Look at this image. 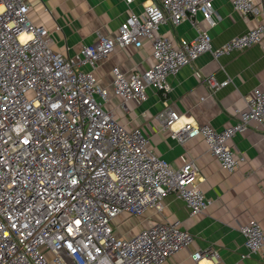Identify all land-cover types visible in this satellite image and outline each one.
Segmentation results:
<instances>
[{"label": "built area", "instance_id": "1", "mask_svg": "<svg viewBox=\"0 0 264 264\" xmlns=\"http://www.w3.org/2000/svg\"><path fill=\"white\" fill-rule=\"evenodd\" d=\"M245 15L261 14L256 0H232ZM27 0H0V264H161L193 241L181 221H157L129 238L113 234L120 216L161 212L169 194L191 216L211 200L201 189L194 158L174 167L149 146L140 126L120 123L106 108L112 94L138 104L154 88L166 99L169 76L210 52L215 58L264 45V21L214 47V0H151L142 13L129 11L114 35L100 34L74 56L51 46L48 29L30 19ZM201 15L205 27H199ZM190 21L192 39L174 42L164 25ZM152 45V66L130 73L112 69L109 86L95 70L117 48ZM208 78L212 91L226 85ZM237 119L221 130L183 120L164 104L156 119L179 142L202 136L221 167L245 161L230 141L253 121L264 124V89L254 88ZM251 254L264 255V229L256 219L240 227ZM47 252L52 254L50 259ZM215 256L196 251L192 258Z\"/></svg>", "mask_w": 264, "mask_h": 264}, {"label": "crops", "instance_id": "2", "mask_svg": "<svg viewBox=\"0 0 264 264\" xmlns=\"http://www.w3.org/2000/svg\"><path fill=\"white\" fill-rule=\"evenodd\" d=\"M150 1L27 0L31 21L45 26L52 48L67 56H74L100 34H116L130 10L140 14ZM256 1L261 14L247 16L233 9L232 0H214L216 24L209 31L215 48L264 21V0ZM197 17L199 27L204 28L201 15ZM160 32L177 42L180 38H194L197 28L186 20L177 26L164 25ZM153 62L152 45L144 39L140 47L131 44L115 48L99 64L95 75L101 84L109 86L114 67L128 74L144 71ZM210 76L228 83L212 91L208 84ZM168 79L172 89L166 99L160 91L148 88L147 98L139 104L124 102L121 96L112 94L106 108L120 123L142 127L150 139V148L172 166L180 167L194 158L200 168L199 185L211 204L204 212L191 216L186 203L169 194L161 212L151 209L138 218L139 222L146 227L157 221L179 220L182 228L193 236L188 246L161 264H264V255L245 256L249 250L240 230L251 219H256L264 229V124L253 121L246 131L230 141L235 155L245 156V161L236 170L229 171L210 153L202 136L181 143L156 119V114L168 104L183 120L208 123L217 130L233 124L237 119L236 110L247 106L254 88L264 89V45L254 44L218 58L205 52ZM207 250H213L216 255L192 258V253ZM47 255L52 258L50 252Z\"/></svg>", "mask_w": 264, "mask_h": 264}, {"label": "rangeland", "instance_id": "3", "mask_svg": "<svg viewBox=\"0 0 264 264\" xmlns=\"http://www.w3.org/2000/svg\"><path fill=\"white\" fill-rule=\"evenodd\" d=\"M130 217V218H129ZM136 216H120L113 222V234L118 238H129L132 234L138 232L142 224Z\"/></svg>", "mask_w": 264, "mask_h": 264}]
</instances>
